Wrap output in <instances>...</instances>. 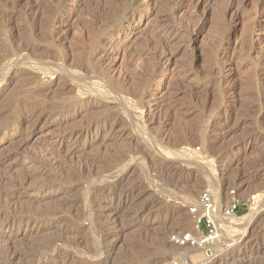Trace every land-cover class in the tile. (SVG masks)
Segmentation results:
<instances>
[{
	"label": "rangeland",
	"instance_id": "1",
	"mask_svg": "<svg viewBox=\"0 0 264 264\" xmlns=\"http://www.w3.org/2000/svg\"><path fill=\"white\" fill-rule=\"evenodd\" d=\"M214 182L207 261L171 238L207 237ZM263 249L264 0H0V264H264Z\"/></svg>",
	"mask_w": 264,
	"mask_h": 264
},
{
	"label": "built area",
	"instance_id": "2",
	"mask_svg": "<svg viewBox=\"0 0 264 264\" xmlns=\"http://www.w3.org/2000/svg\"><path fill=\"white\" fill-rule=\"evenodd\" d=\"M201 203H202V215L198 218V225H202V232L207 234V237H201V240L196 239L192 233H188L187 231L181 232L172 236L171 243L176 246H191V247H203L204 249V256L207 261L213 260L214 256L212 250L209 249L206 245L210 242L216 241L219 238L217 227L215 222L210 218L209 214L214 211V204L213 198L211 195L210 190L205 189L201 193ZM237 206L232 205L228 207L225 211L223 216L228 217H235L237 214ZM191 213H196L195 210H191Z\"/></svg>",
	"mask_w": 264,
	"mask_h": 264
},
{
	"label": "bare ground",
	"instance_id": "3",
	"mask_svg": "<svg viewBox=\"0 0 264 264\" xmlns=\"http://www.w3.org/2000/svg\"><path fill=\"white\" fill-rule=\"evenodd\" d=\"M26 9L28 10V11H30V12H32V13H36V12H38V9L39 10H41V8H40V6L39 5H31V4H29L27 7H26ZM163 30H161L159 33H161ZM165 32V31H164ZM163 32V33H164ZM156 44H158V45H164V44H166L165 43V41H160V40H158V41H156L155 42ZM95 94H97V95H103V94H107V95H109V88H106V89H103V90H98V91H96L95 92ZM68 101V100H67ZM69 102H71V101H69ZM68 102V103H69ZM67 104V103H66ZM70 104V103H69ZM67 106V105H66ZM69 106V105H68ZM67 109V108H66ZM65 109V110H66ZM168 118H166L165 120V122H167L168 120H167ZM144 122H145V120H143L142 119V116H141V118H140V120H139V125H140V127H142V128H146V125L144 124ZM152 122L153 123H155L156 122V118H152ZM143 129V130H144ZM145 131V130H144ZM143 131V132H144ZM146 137H149V136H146ZM84 171V170H83ZM174 175V174H173ZM172 175V176H173ZM33 177V176H32ZM178 177H179V175H178ZM173 178H174V176H173ZM176 178H177V176H176ZM217 181V180H216ZM215 184H214V186H213V192H212V198H213V201L215 202L214 204H216V206H215V209H214V211H212L210 214H209V216H210V218L216 223L218 220H220V218L218 217L219 216V207H218V205H217V200H216V198L217 199H219V197H218V194L220 193L219 192V183L218 182H214ZM218 183V184H217ZM191 193H192V191L191 192H189L186 196H185V199L186 200H191V198H192V196H191ZM123 202V201H122ZM219 203V202H218ZM200 211V210H199ZM257 212V211H256ZM255 212V213H256ZM199 214V216H200V212L198 213ZM159 215V214H158ZM153 216H154V214H153ZM156 216V215H155ZM182 215H179V216H177L176 218L178 219L179 218V220L182 218L181 217ZM255 216V215H254ZM155 218V217H154ZM253 218V217H252ZM158 219V218H157ZM174 219V216H170L169 218H168V221H172ZM155 220H156V218H155ZM195 220H197V218L195 217ZM223 220H225V218L223 219ZM113 221L115 222L116 220H115V218L113 219ZM113 221H111V222H113ZM227 222V221H226ZM117 223V222H116ZM115 224V223H114ZM117 225V224H116ZM197 237V236H196ZM227 238V237H226ZM162 239H164V237L162 238ZM231 240V239H230ZM228 242H230V241H228ZM238 243V242H237ZM247 243V242H246ZM259 244V243H258ZM231 245V244H230ZM253 245V244H252ZM207 246H210V244H208ZM234 246V245H233ZM254 246H256V245H254ZM253 246V247H254ZM252 247V246H251ZM258 248V247H257ZM256 248V249H257ZM248 249V248H247ZM255 249V250H256ZM259 249V248H258ZM257 249V250H258ZM194 250V249H193ZM197 250H198V248H197ZM264 250V249H263ZM253 253V252H252ZM198 254V253H197ZM243 254V253H242ZM203 255V254H202ZM242 257V256H241ZM260 257H261V254H260ZM260 257H259V259H260ZM197 258V257H196ZM199 258V257H198ZM242 259V258H241ZM262 259V258H261ZM258 262V261H257ZM263 262V261H262ZM259 263H261V262H259Z\"/></svg>",
	"mask_w": 264,
	"mask_h": 264
}]
</instances>
